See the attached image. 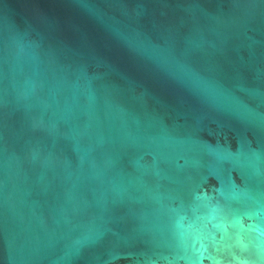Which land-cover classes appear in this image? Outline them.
I'll use <instances>...</instances> for the list:
<instances>
[{
    "label": "water",
    "instance_id": "95a60500",
    "mask_svg": "<svg viewBox=\"0 0 264 264\" xmlns=\"http://www.w3.org/2000/svg\"><path fill=\"white\" fill-rule=\"evenodd\" d=\"M0 264H264V0H0Z\"/></svg>",
    "mask_w": 264,
    "mask_h": 264
}]
</instances>
